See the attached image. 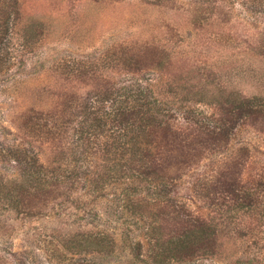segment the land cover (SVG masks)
<instances>
[{"label":"rangeland","instance_id":"374dc122","mask_svg":"<svg viewBox=\"0 0 264 264\" xmlns=\"http://www.w3.org/2000/svg\"><path fill=\"white\" fill-rule=\"evenodd\" d=\"M11 2L0 0L13 9L0 49V264H264V117L238 122L224 146L199 143L212 131L186 119L212 130L230 97L264 104V0ZM112 85L118 99L144 90L200 155L177 170L170 147L154 156L170 160L164 176L139 175L129 147L125 160L92 147L79 129ZM32 168L45 189L19 196ZM226 168L257 205L222 194ZM167 204L215 220L203 249L168 253L182 234Z\"/></svg>","mask_w":264,"mask_h":264},{"label":"trees","instance_id":"16d2710c","mask_svg":"<svg viewBox=\"0 0 264 264\" xmlns=\"http://www.w3.org/2000/svg\"><path fill=\"white\" fill-rule=\"evenodd\" d=\"M11 1L12 0H6L7 3H13ZM0 8H2V10H0V49H2L7 45L4 34V32H7L5 24L7 20L12 19L13 9H6L4 5ZM112 86L114 88V85ZM113 88L110 87L109 93H107L106 90H102L105 92L104 96L97 97V99L95 98L96 103H100L103 106L96 108L97 111L93 115V118L89 119V125H86L83 122L81 128L79 129L80 133H86L87 136H92V140L87 139L92 142V147H96L98 144H102L104 142V147L103 145L102 147L106 151L114 154L119 153L123 160L132 158L125 156L127 153L126 148L129 147L128 149H130V155L133 153L140 154V157H137L139 163L133 164L135 166L133 171L137 170L139 175H141V173L154 175L164 169L170 168L169 166L172 165L170 160H163L160 164H156L159 160L154 157L157 156L155 155L156 153L164 152L170 147H173L174 150H177L180 154V162L176 161L178 164L177 166H174L177 170L182 169V167L185 168L186 165L190 164V159H195L200 155V153L193 154L194 148L192 146L194 141L190 139L189 132L187 133L186 131L185 133V131L175 129L171 123V119H173L174 116L171 118L169 114L166 115L162 109L158 108V106L152 105L155 102L152 101L150 96L145 94L144 90H121L125 97H120L121 99H118V97L113 98V95L117 93V89ZM129 96L134 97L136 102L130 103L128 101ZM238 99V101L237 99L231 97L227 99V105L224 106L222 115L220 116L221 123L215 125L212 130H206L211 123L207 122L203 116L200 117L202 119L195 118L193 115L186 117L188 123L199 125L202 130L212 131L208 132L207 138L201 139L199 143L205 144L206 141L210 139V146L227 145L229 143L231 133L237 127L238 122L244 121L246 117H249L248 119H250V122L263 119L264 104L258 102L257 98L242 95ZM106 101H108L110 105V108L108 109V105L105 104ZM143 138L145 140H143ZM143 142L153 146L155 144L156 149L155 146L151 150L143 149ZM241 158L240 165L241 161H246L243 157ZM193 163L194 162L191 164ZM232 163V160L229 159V161L224 163V167L230 166ZM30 165L33 167V163ZM32 169L34 174H30V172L27 171L26 177H29L27 184L17 183V185L13 187V192L19 194V196L22 195L24 197L25 192L29 187L35 188L38 193H41L45 189L43 187H40L42 188L40 189L41 191L37 189L35 181H37L36 174H39V172L35 174V168ZM112 169L113 168H109V170ZM227 170L228 168L223 169L220 177L218 178V184L220 185L222 194H232L237 196L238 199L241 197V200L239 201L240 204L241 201H243V203H249L243 204V207H254V205H257L253 204L254 197L251 198L249 194L250 192H244L246 193L244 196L243 190L240 192L239 188L236 189L237 181H233L228 178L225 173ZM160 174L162 176L165 175L161 172ZM65 177L70 179V176ZM176 177L177 175L175 178ZM214 187H217L216 183H214ZM131 204L133 203L131 202ZM167 205L176 210L174 211L175 219L172 221L178 223V227L181 226V228H179L180 230L183 229L182 231H178L179 229H176V225L175 232L179 234L181 233L182 235H179L178 239L172 243L173 245L169 246L168 253H171L172 255H177L178 253L188 255L195 252V247L197 250L203 249V243H205L204 241L208 240V231L210 230L211 234L216 233L214 225L215 220L195 218L184 205ZM200 241H202V243H200ZM210 247L211 246L208 248Z\"/></svg>","mask_w":264,"mask_h":264}]
</instances>
